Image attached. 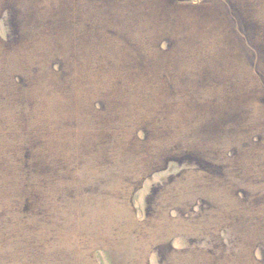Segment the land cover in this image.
Listing matches in <instances>:
<instances>
[{
	"label": "rangeland",
	"instance_id": "1",
	"mask_svg": "<svg viewBox=\"0 0 264 264\" xmlns=\"http://www.w3.org/2000/svg\"><path fill=\"white\" fill-rule=\"evenodd\" d=\"M0 264H264V0H0Z\"/></svg>",
	"mask_w": 264,
	"mask_h": 264
}]
</instances>
